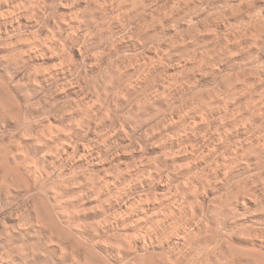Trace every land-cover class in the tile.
I'll return each instance as SVG.
<instances>
[{"label":"clouds","instance_id":"1","mask_svg":"<svg viewBox=\"0 0 264 264\" xmlns=\"http://www.w3.org/2000/svg\"><path fill=\"white\" fill-rule=\"evenodd\" d=\"M0 264H264V0H0Z\"/></svg>","mask_w":264,"mask_h":264}]
</instances>
